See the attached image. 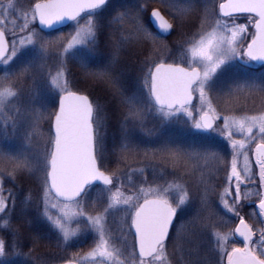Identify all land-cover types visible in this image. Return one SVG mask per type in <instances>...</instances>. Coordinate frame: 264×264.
Segmentation results:
<instances>
[{"label": "snow or ice", "instance_id": "snow-or-ice-1", "mask_svg": "<svg viewBox=\"0 0 264 264\" xmlns=\"http://www.w3.org/2000/svg\"><path fill=\"white\" fill-rule=\"evenodd\" d=\"M70 63L111 96L73 90ZM137 160L172 178L149 183L156 165ZM21 178L39 188L20 202L22 217L36 211L26 252L5 195ZM0 231L13 234L0 264H57L33 255L42 242L68 252L88 239L58 264H264V0H0Z\"/></svg>", "mask_w": 264, "mask_h": 264}, {"label": "trees", "instance_id": "trees-1", "mask_svg": "<svg viewBox=\"0 0 264 264\" xmlns=\"http://www.w3.org/2000/svg\"><path fill=\"white\" fill-rule=\"evenodd\" d=\"M139 0H112L113 4L120 5L123 4L125 6H131L136 3H138ZM174 2L178 6H186L190 3L195 2L199 8H202L205 3H211V0H174ZM152 7H157L160 8L159 3H152L150 6ZM164 11L163 9H161ZM147 15V14H146ZM199 16H200V11H196L192 13L187 19H186V30L187 31H192L198 26L199 22ZM145 22L147 23V20L145 19ZM68 29V28H67ZM67 29H63L64 32L67 31ZM176 39V33L174 32L173 35L169 39H166L168 42L169 47L172 49V52L169 54V59H172L171 56L173 54V50L178 48L179 45L175 44L174 41ZM102 51H106L102 49ZM69 69L73 76L76 78L73 80V90H79L87 95L91 99H97L105 97V96H111V89L103 83H95L91 79H84L83 74L81 73L80 69L73 63L69 64ZM131 75H135V69H133ZM72 79V77H70ZM26 102V101H25ZM116 104V100H112V105ZM253 105H248L249 110L253 109ZM237 111H240V109H237ZM112 109L110 108V117H109V122H108V128H107V143L109 148H111L113 139L119 138V114L113 116L111 114ZM45 128H47V124L44 125ZM177 127H182V125H178ZM132 166H138L139 164H155L157 168V172L155 175L152 173V169L148 168L146 169V174L149 175L150 181L153 182L155 181L156 183H163L165 179H171V173L172 170L169 167H166L161 161L159 160H143V161H131ZM210 166L215 167L214 162L210 164ZM160 169H163L164 174H160ZM225 165H220L219 170L216 173V177L214 179V183L216 184L217 188H222L223 183L225 181ZM148 178V180H149ZM190 190L192 191L193 197H194V204L198 203V192L196 191L195 188L192 187V184L189 183ZM11 189L13 195L16 198V208L11 209V198H9V215L11 217L12 225L13 228H16L19 230V238L17 242L22 246L23 250L26 252L28 250V236L31 231H33V226L27 224L25 221L26 220H32V218L36 215V211L34 207H29L26 209V215L21 216L20 214V207H21V201L23 200L24 196L27 194L28 191H31L33 193V196L35 197L38 192V182H29L25 181L22 178L19 179L16 183V185H13L11 183H8L7 181L5 182V195L7 196V190ZM210 200L213 201L214 203L216 202V195L211 194L210 195ZM247 207H249L247 205ZM250 208V207H249ZM251 209V208H250ZM195 213V206L193 207V214ZM245 216H247V211L245 213ZM216 220V218H213ZM219 220H216L217 227L220 226L218 223ZM0 238H3L6 242V244H10L13 242V234L11 231H0ZM88 246V245H87ZM210 246V243H209ZM84 247V251L87 249V247ZM77 250H83L82 247L80 246L79 249L73 247L70 249L68 252H60L55 244V241H44L41 243L39 248L36 249V251L33 253V255H38L45 257L46 259L52 260V261H59L60 257H66L69 255V252H76ZM169 250L171 251V245L169 246ZM175 260V257H173ZM12 264H21V261L23 260V257L19 256H13L11 257Z\"/></svg>", "mask_w": 264, "mask_h": 264}, {"label": "rangeland", "instance_id": "rangeland-1", "mask_svg": "<svg viewBox=\"0 0 264 264\" xmlns=\"http://www.w3.org/2000/svg\"><path fill=\"white\" fill-rule=\"evenodd\" d=\"M157 8V7H156ZM238 22H243V20H241V21H238ZM68 27H66V28H64V29H67ZM63 30V29H62ZM70 29L68 28L67 29V31L65 32V33H67L68 31H69ZM174 33V32H173ZM173 35V34H172ZM171 37V35L169 36V37H167V38H165V39H169ZM9 39H11V37L9 36ZM178 49H179V47L178 48H176V49H174L173 50V54H172V56H171V58H175V57H177L178 56ZM85 94V93H84ZM251 104H249V106H250ZM147 177L149 178V175H147ZM172 178V177H171ZM135 179H137V177H135L134 176V180ZM148 182L149 183H152L151 181H150V178H149V180H148ZM161 184V183H160ZM163 184V183H162ZM246 211H247V216H245V219L246 220H249V222L251 223L252 221L249 219V216H248V213L251 211V209L249 208V207H247V204H246V206H245V208L242 210V215H245V213H246ZM178 215H179V211H178ZM238 222V221H237ZM219 224H220V226L218 227L219 228V230L220 231H224V232H226V231H228L229 230V228H231V227H234V224H228V225H224L221 221H219L218 222ZM112 227L113 228H115L116 227V224H115V222H113L112 223ZM231 243V240L229 241V244ZM88 245V246H87ZM91 245V239H88L83 245H81V247H82V251H84V247L83 246H85V247H87V249H88V247ZM86 249V250H87ZM85 250V251H86ZM73 252V251H72ZM72 252H69V255L72 253ZM68 255V256H69ZM60 259H61V257H60ZM55 262H57V264H58V262L59 261H55Z\"/></svg>", "mask_w": 264, "mask_h": 264}, {"label": "water", "instance_id": "water-1", "mask_svg": "<svg viewBox=\"0 0 264 264\" xmlns=\"http://www.w3.org/2000/svg\"><path fill=\"white\" fill-rule=\"evenodd\" d=\"M168 37V36H167Z\"/></svg>", "mask_w": 264, "mask_h": 264}]
</instances>
